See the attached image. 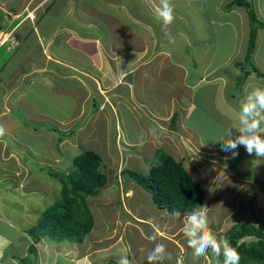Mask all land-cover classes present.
I'll return each instance as SVG.
<instances>
[{
	"label": "crops",
	"instance_id": "crops-1",
	"mask_svg": "<svg viewBox=\"0 0 264 264\" xmlns=\"http://www.w3.org/2000/svg\"><path fill=\"white\" fill-rule=\"evenodd\" d=\"M12 1L16 2V0H0V8H4L2 11L7 15L5 21L7 26L16 23L14 30L10 33L21 37L22 43L19 44L20 42L16 39L20 45L18 47L17 43L11 41L0 42V125L5 129V134L0 136V176L8 175L5 173L8 168L14 173L30 169V164L25 160L24 155L27 156L25 152L31 156L32 153L38 155L35 149L14 137L16 135L14 132L15 123L10 127L7 124H2L3 119L10 117L17 124L18 120L23 119V116L18 113H25L26 115L34 114L32 117L35 120H40L36 117H41L42 113L28 101V96L34 94L35 91L39 92V88L42 87L53 88L57 87V84L62 87L61 83L66 85L70 80L78 81L82 94H77L76 100L81 109L78 112L73 111L67 121H60L61 125L66 128L61 132V136L59 133L57 146L63 152V147L67 145L75 147L78 142L92 145L91 149L102 158L103 172L107 176L110 175V179L101 193L88 200L94 215L95 226L83 243H76L81 245V249L78 250V252L82 250L81 259L88 257V264H118L120 256L126 254L131 264H148L147 257L155 245L163 243L167 252L171 253V259H167L166 253L163 260L158 259L153 264H224L222 252L217 256L209 250L206 256L194 257L193 250L188 247L187 238L181 231L185 214L175 217L167 210L158 211L163 210L158 207H156L157 210L147 211L146 208H149L146 205L147 202L150 201L154 204L151 194L124 173L126 169L148 173L159 151L182 162L192 178L205 189L206 195L202 206H205L209 227L218 239L225 238L230 241L227 236L228 231L233 226L243 223H250L256 228H264V191L260 188L254 189V181L251 177L245 178V175L250 174V171L231 168L234 161L235 164H238L240 155L230 158L231 153L222 151L220 142L216 139L225 132V128L215 120L216 113L221 114L231 119L234 129L236 126L241 127L239 116H237L238 123H236L235 118L230 114L237 109L238 112H236L240 115L238 109L241 110V107L237 105V97L243 93L246 94L256 86H264V77H245L241 82L242 89L237 88V85L234 91L230 90L236 99V105H234L233 100L228 97V86L230 88L228 80L218 75L217 69H220L221 65L212 68L210 63L206 64L204 60L197 64L196 56L195 61L191 59L188 61L186 57H183V60H176L172 51H174L173 46L177 42L175 40L177 35L169 41L165 40L161 43L162 47L165 46V51L160 52L162 57L157 54L148 56L149 54L144 51L145 46L139 44L140 39L137 37V32L133 30L132 26L125 23L127 15L121 8L119 15L121 14L123 17L116 19V22L121 23L124 28H119V25L115 27L113 24V29L110 31V22H114L115 19L108 22V35L119 38H112L110 45L109 41L99 37V33H96L98 30H92L91 34L96 33L97 40H79L80 46L78 47L86 49L84 52L80 51L82 58L87 59L86 63H83L82 60L78 63V59L69 61L68 58L72 59V57L67 55V52L63 53V47L56 48L53 43H55L54 38L56 40L59 37V35L55 37L57 29H69L67 24L69 21L67 19L68 9L70 11L76 9L78 2L74 0L72 5L64 3L65 7L61 5L56 6L57 9L54 7L59 15L57 17L48 15L44 23L42 22L44 20L42 19V1L46 0H19L20 3L16 8L12 5ZM90 4L88 0H83L82 5H86V7L82 8H88ZM120 4L123 3L120 2ZM112 8L110 7V9ZM233 12L235 11L232 10L230 14ZM257 12L259 17L264 18V15L260 14L258 10ZM108 14L111 16L110 13ZM91 15H94L93 11ZM82 22L86 23V21ZM136 22L138 24V21ZM73 28L85 35L86 31L82 27L79 29L73 25ZM260 30L264 31V29ZM259 33L258 31L256 43ZM70 35V39L82 38L79 37L80 34L74 32ZM127 40L131 43L130 45L126 44ZM25 43L35 44L38 48L34 51L27 47L24 51L22 47ZM6 46L8 47L4 52L3 49ZM72 46L75 50L76 46ZM18 48L21 50L17 55H14ZM62 55H65L67 60H63ZM80 56L79 53L77 57ZM68 62L74 63H72L73 70L70 69ZM191 62L194 63L193 66L198 65L197 68L201 65L200 72L195 73L197 78L195 83L189 81L194 75L190 69ZM76 67L79 69L77 72L74 71ZM235 72L237 73L236 70ZM238 72L242 74L241 71ZM199 84L202 87L196 89ZM225 84H227L226 87H224ZM220 85L223 86L224 91L219 88ZM158 87L161 88L160 92H157ZM57 89L60 88L57 87ZM243 102H246V98ZM121 103L126 105V110H121ZM92 104L96 112L99 111L96 109L97 106L102 109L101 116L98 114L93 117L91 108H86V105L90 107ZM209 105L214 106V112L210 110ZM87 113L90 114L84 121V123L87 121L86 124L75 130L72 125L74 121L82 115L86 116ZM144 113L145 115L142 116ZM128 116L132 117L138 125L140 124L137 130L138 135L133 133V129L127 123ZM96 117L101 118V124L93 125ZM156 117L159 121L155 120ZM153 118L154 120H152ZM151 120L153 123L150 122ZM201 121H203V125ZM208 123V129L213 130L215 134L213 137L205 136L207 132H211L207 131L208 129L204 130V125ZM88 128L90 131L87 130ZM95 129H97L98 135L103 134V140H100L101 137L96 135ZM80 134H84V137L82 138ZM232 134L236 136L238 131L236 130ZM71 146H69L70 149H73ZM95 146L98 148H94ZM30 148L36 152L33 150L31 152ZM242 148L243 146L238 148V153ZM212 149L217 154L207 160V155L210 156L207 150ZM113 152L115 153L113 154ZM34 157L36 158V156ZM74 158L75 154L72 156V160ZM200 158H204L207 163L212 161L218 166L217 169L215 165L212 167V175L200 173L194 168L191 169L192 165L202 163ZM193 159H196L198 164L193 162ZM257 159L256 157L254 160ZM64 160L59 156L57 167H55L57 170L60 168L58 165L63 164ZM261 162L264 163L262 160ZM63 167L64 169L68 168V166ZM224 173H232V176L238 175L235 177L241 178L249 184L248 189H244L237 196L235 188L223 189L221 186L217 189L213 187ZM257 173L256 176H262L260 172L257 171ZM125 178L128 180L125 181ZM263 179L261 177L260 181H264ZM5 180L0 178V207L5 206L2 202L3 199L7 201L13 199L7 185L8 182ZM128 182L129 184H127ZM130 193L132 195L128 196ZM112 198H117L119 202L118 208L114 206L116 211L111 210ZM256 198L258 202H256ZM128 200L130 201V204L128 203L129 211L123 213L125 221H122L120 208L122 209L123 204ZM216 207H220L224 211L221 217L214 213ZM259 209L261 210L258 211ZM108 211L115 212L110 217V219L112 218L111 223L102 220L99 216L104 215L107 218L106 215H110ZM165 211L168 214L164 213ZM5 219L0 220L6 221L7 224L11 221L8 216H5ZM109 224L113 225L108 231L104 228H108L106 225ZM97 227L100 229L99 233H96ZM162 233L166 235L163 236ZM107 236L114 240L101 247V241L107 240ZM153 236L155 239H150ZM86 240L87 243H85ZM254 240L255 238L248 237L241 241L249 243ZM98 255L102 257L96 260L95 257ZM72 257L74 258L72 262L77 263L75 257L77 258L78 255L75 254ZM16 263L18 261L13 257L5 258L3 249L0 247V264ZM82 263H86V261L83 260Z\"/></svg>",
	"mask_w": 264,
	"mask_h": 264
},
{
	"label": "rangeland",
	"instance_id": "rangeland-1",
	"mask_svg": "<svg viewBox=\"0 0 264 264\" xmlns=\"http://www.w3.org/2000/svg\"><path fill=\"white\" fill-rule=\"evenodd\" d=\"M18 1L19 0H16V2L12 1V5L15 8L20 3ZM52 1L53 0L42 1V19H44V23L48 15L51 14L55 17L59 15V12L56 13V6H64V3H70L72 5L75 1L78 2V7L76 9H73L72 11L68 9L69 11L67 14L69 16H67V19L69 21L67 24L69 29H57L55 37L59 35L60 38L58 37L56 40L54 38L55 43H53L54 47L56 48L63 47V53L65 54L67 52V55L72 57V59L68 58L69 61H75V59H78V63H80L81 60L83 63H86L87 59L85 57L82 58V53L80 52H84L86 49L85 47H82L81 49L78 47L80 46L79 40H97L98 36H96V33H99V37H103L105 41H109L111 45L113 40L112 38H119L108 35V22L112 19H115L114 22H110V31L113 29V24L115 27L119 25V28H124L121 23L119 24L116 22L118 18L122 19L123 17L121 14L119 15L121 8L123 13L127 15V20L125 23L129 26H132L133 30L137 32V37L140 39L139 44L140 46H145L144 51L149 54L148 56L151 54H157V56L162 57L160 52L165 51V46L162 47L163 45H161V43H163L165 40L167 42V40L169 41V39H172L175 35H177L175 39L177 42L175 46H173L174 51H172L176 60H183V57H191V59H194L192 57L195 55L198 59H200L201 63L203 60L206 62V64L210 63L212 68L221 65V68L217 69V71H219L218 75L228 80V85H230V88L228 86V97L233 100L234 105H236V99L230 93V90L234 91L238 83L244 81L245 76L244 74L238 72L239 70L234 67V63L244 61L245 55L248 51L250 27L246 9L240 7L227 9V5L231 2V0H170L174 10L175 18L172 24L166 27L156 19V8L159 4V0H88L91 4H93L88 6L89 9L82 8L86 7V5H82L83 0H57V5L54 6L56 9L54 7L50 8V3ZM120 2L123 4H120ZM256 3H258V5H256L257 10L260 12V14L264 15V0H256ZM110 7L113 8L110 9ZM114 7H117L118 10L114 9ZM2 9L4 8H0V10ZM232 10L235 12L230 14ZM50 11L51 13H49ZM92 11L94 15H91ZM108 13H110L111 16H109ZM259 18L264 22V18ZM82 21H86V23ZM136 21H138V24ZM6 23L7 22H5V24ZM73 25H76V27L79 29L81 27L85 29V35H82L79 33V31L75 30ZM92 30L98 31L93 35L91 34L93 33ZM72 32L80 34L81 36L79 37L82 38L70 39V34ZM259 32L258 41L256 43L257 48L251 57V61L253 65L264 72V31L259 30ZM9 34L11 35L10 38L3 37V40L11 39L12 42L18 44L16 39L12 36L13 34ZM183 40L187 43L186 45L184 44ZM126 44L130 45L131 43L127 40ZM72 45L76 46L75 50ZM7 47L8 46L3 49L4 52H6ZM27 47H30V49L34 51L36 48H38L32 43H25L22 48L24 51H26ZM20 50L21 48H18L14 55H17ZM166 50L169 49L166 48ZM79 53L81 56L77 57ZM63 60H67L65 55L63 56ZM185 62L188 64L186 60ZM72 63L73 62L70 64V62H68L71 70H73L74 64ZM193 64V62L190 64V69L194 73L192 78L189 79L191 83H195L197 81L195 73H199V67H201V65H199L197 68L198 65L193 66ZM74 71L77 72L79 69L76 67L74 68ZM49 81L56 82L52 80ZM61 84H63L62 87L57 84V87L60 89H57V87H38L40 91H35L36 95H34V93L31 96H28V101L31 102L34 107L38 108L39 112L42 113L41 117H36L40 120H35L34 117H32L34 114L26 115L25 113H18L21 114L20 116H23V119L18 120L19 124H16L14 119L10 117H6L2 121V124H7L10 127L15 123L14 132L16 135L14 137L18 140H21V143L28 145L37 151L36 152L30 148L31 152L33 150L38 154L33 155L32 153L31 156V154L25 152L27 154V156L24 155L25 160H27V163L30 164V169H27L23 172L19 171L18 173H14L8 168L7 172H5L8 175L5 176V174H3L0 176V178H3V180L6 179L5 181L8 182V188L11 190L10 194L13 196L12 200L7 201L6 199H3L2 202L5 204V206L0 207V219L6 220L5 216H8L11 220L8 224L6 221L4 222L0 220V247L3 249V256H5V258L13 257L14 260L18 261L19 259L30 257V261L36 260V264H81V261L85 260L86 263L82 264H88V257L81 259L80 254L82 250L78 252V250L81 249V245L69 241L60 242L53 240L50 237H45L40 241V243H36L28 233V230L36 224L37 219L39 218L38 216H40L47 207L54 204L57 199H60L61 186L58 181L57 183L56 180L54 181L53 178L47 175V171L50 169L47 167H52L51 169L56 172L57 170H55V167H57V159H59L60 156L65 160L63 161V164L58 165L60 167L58 169V173L66 176L68 174L66 172L68 169H64L63 166H68L71 169L73 162L72 156L74 154L75 156H78L86 150L94 151L91 149L93 148L92 145L86 144L84 142L76 143L75 147L67 145L62 148L63 152H61L60 148L57 146L59 139L57 137L59 133L61 136V132L66 128V126L61 125L60 121H67L73 111H80L81 107L77 103L76 95L82 94V89L79 88V83L76 80H70L66 85H64V83ZM201 84L197 85L199 87H196V89L202 87ZM226 86L227 84L224 85V87ZM219 88L224 91L222 85H220ZM238 88L242 89L241 86ZM159 89L161 88L158 87L157 92H160ZM250 91L246 92V94H242L244 99L247 98V95ZM242 95L237 97V105L240 107H242V104L244 103ZM117 102L119 103L118 100ZM92 106L93 104L90 105V107L86 105V108H91L93 117L97 116L98 114L99 116L103 114L101 108L99 109L97 106L96 109L99 111L96 112ZM125 106L126 105L121 103L122 111L126 110ZM209 108L214 112L215 109L213 105H209ZM238 110L240 111V109ZM236 111L234 110L230 114L235 118L234 120L236 123H238L237 116H239V113L237 114L238 111ZM89 114L90 113H87L86 116L82 115L78 120H75L72 124L73 128L75 130L82 128L83 124H86L87 121L85 123L84 121ZM144 115L145 113L142 116ZM26 116L28 117L27 119L25 118ZM152 120H154V118ZM152 120L150 121L151 123H153ZM155 120L159 121L157 117ZM215 120L216 122L223 125L222 127L225 128V130L230 129L232 132L236 130L238 131L239 127L236 126V129H234L232 127L234 123L229 117H224L223 115L216 113ZM96 123L101 124L100 117H96L93 125ZM127 123L131 126V129H133V133L138 135L137 130L140 124L138 125V123L130 116L127 118ZM201 124L203 125V121H201ZM204 126V130L208 129L209 123L205 124ZM49 128H51L52 131ZM87 130L90 131V128ZM207 131H211V129H208ZM95 132L98 137H101V139H99L103 140V134L101 133L98 135L97 129H95ZM223 134H225V132ZM214 135L215 134L212 130L211 132H207L205 136L213 137ZM80 136L83 138L84 134H80ZM8 139L11 138L8 137ZM69 146L73 147V149H70ZM94 148L98 147L95 146ZM207 151L210 153L209 157L207 155V160L212 159L215 154H217L214 149ZM114 153L115 152H113V154ZM239 153L238 155H240V158L238 159V164H235L236 162L234 161L231 165V168L250 171V174L245 175V178L251 177L254 181V189L260 188L264 191V181H260L261 177L264 178V163L261 162V160L264 161V158H258L257 160H254L256 158L255 155H249L244 147ZM34 156H36V158ZM38 156L39 158H37ZM200 160L202 163L195 166L192 165L191 169L194 168V170H197L200 173H209L212 175V167L215 164L212 161H208L207 163L204 158H200ZM193 162L198 164L196 159H193ZM215 167L217 169L218 166L215 165ZM257 171L262 174L261 177L255 175ZM235 176H232V173H224L223 177L221 176L218 182H215L213 187L217 189H219L221 186L223 189H226L227 187L235 188L237 190L235 195L238 196V194H240L244 189H248L249 184H247L245 180ZM107 177L109 180L110 175ZM124 180L127 181L128 179L125 178ZM127 184H129V182ZM13 186L14 189H12ZM130 195L132 194L130 193L128 196ZM129 202V200L126 201V203L123 202V208H120L122 221H125L123 213L129 211ZM256 202H258L257 198ZM112 204L113 206L111 210L116 211V208L119 206L117 198L113 199ZM146 205L149 207L146 208V210L149 212H151L153 209H158L156 208L157 206H155V204L150 201H148ZM114 206H116V208H114ZM260 210L261 209L258 211ZM223 212L224 211L220 207H216L214 209V213L218 214L219 217H221ZM114 213L115 212H109L110 215H106L107 218H105L104 215L99 216L102 218V220H106L108 223H111L112 218L110 219V217ZM164 213L168 214L166 211ZM112 225L113 224L106 225L108 228L104 229H108L109 231V229L112 228ZM260 229L264 232L263 227H260ZM99 231L100 229L97 227L96 233H99ZM162 234L163 236L166 235L165 233ZM106 239L107 240L103 239L101 241V247L114 240H112V238L109 236H107ZM85 243H87V240ZM31 245H35L37 251V254H33L32 256L28 252ZM75 254L78 255L77 258L75 257V261L77 263L72 262V260H74L72 256ZM100 257L102 256L98 255L95 257V259L98 260Z\"/></svg>",
	"mask_w": 264,
	"mask_h": 264
},
{
	"label": "trees",
	"instance_id": "trees-1",
	"mask_svg": "<svg viewBox=\"0 0 264 264\" xmlns=\"http://www.w3.org/2000/svg\"><path fill=\"white\" fill-rule=\"evenodd\" d=\"M55 5H57V0L50 3V8ZM256 5V0H231L227 5V9L240 7L247 10L250 27L248 51L243 62L234 63V67L239 69L245 77H264V72L251 61L257 48L258 31L264 29V22L259 18ZM6 16L0 10V31L10 33L14 30L16 23L7 26ZM15 38L20 42L19 44L22 43L21 37L15 35ZM192 58L194 59L186 57L188 61L190 59L195 61V55ZM196 60L197 64L201 63L200 59ZM241 85L242 83L239 82L237 88ZM49 129L52 131L51 128ZM102 165L103 161L98 153L86 150L75 156L71 169L70 167L65 168L68 169L66 176L58 173L57 169L54 172L52 167H47L50 168L47 175L54 181H58L61 186L60 199L47 207L38 216L36 224L29 229L28 233L34 242L39 243L45 237L60 242L83 243L85 241L95 226L94 215L88 200L90 197H97L108 183V177L103 172ZM124 173L151 194L158 208L167 210L170 214L174 210L187 214L192 212L196 206H202L204 203L205 189L192 178L182 162H178L163 151L157 153L148 173L127 169ZM227 234L229 243L240 255L239 264H264V232L260 228L250 223H243L233 226ZM248 237H253L255 240L249 243L241 241ZM29 253L31 256L37 254L35 245L30 246ZM30 259V257L19 259L18 263L36 264V260L30 261ZM222 260H224L223 255Z\"/></svg>",
	"mask_w": 264,
	"mask_h": 264
},
{
	"label": "clouds",
	"instance_id": "clouds-1",
	"mask_svg": "<svg viewBox=\"0 0 264 264\" xmlns=\"http://www.w3.org/2000/svg\"><path fill=\"white\" fill-rule=\"evenodd\" d=\"M174 18V10L170 0H159L156 8L158 22L166 27L172 24ZM239 123L241 127L238 128V135L233 136L232 131L226 129L225 134L217 137L216 141L220 142L222 151L231 153L230 158H236L238 148L243 146L249 155L264 158V127H262L264 124V86H256L249 92L246 102L242 104L240 110ZM4 134L5 129L0 125V136ZM204 208L205 206H196L192 212L185 214L181 228L183 235L187 238L188 247L193 250V256L203 257L211 250L217 256L222 252L224 264H239L240 255L238 251L227 239H218L212 232ZM172 215L179 217L181 213L174 210ZM150 239H155V237H150ZM166 253L167 259L170 260L171 253L167 252L166 246L163 243H157L147 257L148 264H153L158 259L163 260ZM118 264H131V262L126 254H122Z\"/></svg>",
	"mask_w": 264,
	"mask_h": 264
},
{
	"label": "built area",
	"instance_id": "built-area-1",
	"mask_svg": "<svg viewBox=\"0 0 264 264\" xmlns=\"http://www.w3.org/2000/svg\"><path fill=\"white\" fill-rule=\"evenodd\" d=\"M10 34H7V33H1L0 32V42H8V41H11V39L7 40V39H4L3 40V37H9L10 38ZM12 42V41H11Z\"/></svg>",
	"mask_w": 264,
	"mask_h": 264
}]
</instances>
